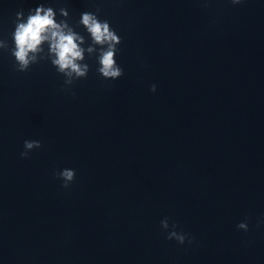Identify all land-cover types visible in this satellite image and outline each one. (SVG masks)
Instances as JSON below:
<instances>
[{
	"label": "water",
	"instance_id": "1",
	"mask_svg": "<svg viewBox=\"0 0 264 264\" xmlns=\"http://www.w3.org/2000/svg\"><path fill=\"white\" fill-rule=\"evenodd\" d=\"M40 2L0 0V37ZM47 2L73 20L99 6L124 73L88 59L64 85L0 51V264H264V0ZM26 138L41 147L24 158ZM164 216L192 241L166 239Z\"/></svg>",
	"mask_w": 264,
	"mask_h": 264
},
{
	"label": "clouds",
	"instance_id": "2",
	"mask_svg": "<svg viewBox=\"0 0 264 264\" xmlns=\"http://www.w3.org/2000/svg\"><path fill=\"white\" fill-rule=\"evenodd\" d=\"M232 5H238L243 0H229ZM13 28L9 38L0 37V51L7 50L13 57L15 70L24 72L30 66L40 61H48L56 72L64 77V85H71L75 80L87 76L93 59L96 72L105 80H115L121 77L124 69L117 59L118 47L122 37L106 17H101L100 7L95 11L83 10L79 17L73 20L68 6H56L52 3L40 2L30 6L25 11L19 8L12 19ZM63 87V86H62ZM156 83L149 86L155 92ZM39 139L23 140V148L19 155L28 157L31 150L40 148ZM61 178L62 186L68 187L75 179L76 169L63 167L54 171ZM169 217L164 216L159 224L165 238L184 244L191 242L193 237L183 230H178L177 222L169 223ZM248 216L236 224V228L248 231ZM256 225H264V214L256 219Z\"/></svg>",
	"mask_w": 264,
	"mask_h": 264
}]
</instances>
